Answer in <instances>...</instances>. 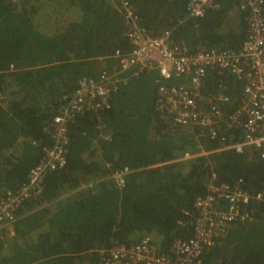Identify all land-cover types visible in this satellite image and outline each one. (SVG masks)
<instances>
[{
  "label": "trees",
  "instance_id": "trees-1",
  "mask_svg": "<svg viewBox=\"0 0 264 264\" xmlns=\"http://www.w3.org/2000/svg\"><path fill=\"white\" fill-rule=\"evenodd\" d=\"M113 1L118 2L0 0V196L26 182L43 148L52 144L53 117L78 80L117 66L116 50H132ZM126 1L150 34L174 28L173 39L190 50L199 44L234 48L245 35L249 10L240 8L244 0H216L218 7L197 18L187 16V0ZM157 78L155 70L145 71L118 86L111 108L100 114L109 140L100 136L93 111L68 125L66 165L45 176L41 191L22 203L18 216L99 181L17 219L13 236L0 228V264H103L100 251L143 237L167 251L176 238L192 236L186 212L204 195L211 170L219 181L241 178L244 188L264 190L259 149L217 150L241 141V127L196 138L189 129L171 125L155 110ZM221 80H228L229 92L241 95V86L233 88L231 76L216 70L207 72V90ZM200 145L212 152L182 159ZM125 169L119 186L111 175ZM202 258L205 264H264V203L256 205L251 220L231 223Z\"/></svg>",
  "mask_w": 264,
  "mask_h": 264
},
{
  "label": "built area",
  "instance_id": "built-area-1",
  "mask_svg": "<svg viewBox=\"0 0 264 264\" xmlns=\"http://www.w3.org/2000/svg\"><path fill=\"white\" fill-rule=\"evenodd\" d=\"M113 4L124 18L132 50H116L117 66L101 69L95 77L80 78L71 96L59 105L51 124L52 144L43 148L41 159L28 171L27 181L0 196V228H12L22 203L41 191L45 176L66 165L68 125L78 115L95 112L100 136L110 139L100 114L111 108L120 84L145 71L157 72L155 110L161 118L189 129L196 138H214L223 128L240 126L241 141L217 150L231 147L241 152L244 146L252 145L264 159V0H244L240 4L249 14L244 38L234 48L199 44L194 50L173 39L174 28L157 36L150 34L139 25L128 1ZM216 7V0H187L185 5L187 16L192 18ZM209 70L231 76L233 88L241 86V95L229 92L228 80L219 81L214 90L208 91L205 79ZM171 79L178 83L168 84ZM198 148L197 152L185 151L182 159L212 152L202 145ZM126 172H115L111 177L122 186ZM204 181V195L197 196L192 211L186 212L193 229L191 237L176 238L167 251L159 250L149 237L127 245L116 242L107 251H100L103 264H205L204 249L224 237L231 223L251 220L256 205L264 203V190L244 188L241 178L233 183L219 181L213 170Z\"/></svg>",
  "mask_w": 264,
  "mask_h": 264
},
{
  "label": "crops",
  "instance_id": "crops-1",
  "mask_svg": "<svg viewBox=\"0 0 264 264\" xmlns=\"http://www.w3.org/2000/svg\"><path fill=\"white\" fill-rule=\"evenodd\" d=\"M238 31H239V30H238ZM97 181H99V180H93V181H90L89 183L82 184V185H80L76 190H74V191H72V192H68V193H66V194H63V195L57 197V198L54 199V200L47 201V202H45V203H43V204H41V205H37L36 207H34V208H32V209H29V210H27V211L24 209L23 212L18 216V219H19V218H22L23 216L28 215V214H30V213H32V212H34V211H37L38 209H41L42 207L53 206V204L56 203V202H58V201H64V200H65V197H67V196H69V195H72V194H74L75 192H78V191H81V190H86L87 188L93 186V184H95ZM65 201H66V200H65ZM66 207H67V205H66ZM13 233H14V232L12 231V234H11L10 236H13V235H14Z\"/></svg>",
  "mask_w": 264,
  "mask_h": 264
},
{
  "label": "rangeland",
  "instance_id": "rangeland-1",
  "mask_svg": "<svg viewBox=\"0 0 264 264\" xmlns=\"http://www.w3.org/2000/svg\"><path fill=\"white\" fill-rule=\"evenodd\" d=\"M97 71H99V69H97ZM182 133H185V134H189L190 132L187 130V129H183L182 131H181ZM195 152V151H194ZM186 159H190V158H186ZM5 231H6V234L7 235H11L12 234V228H3Z\"/></svg>",
  "mask_w": 264,
  "mask_h": 264
}]
</instances>
